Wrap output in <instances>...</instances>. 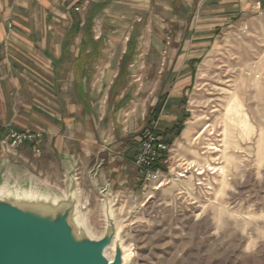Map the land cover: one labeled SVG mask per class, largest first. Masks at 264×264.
<instances>
[{
  "label": "crops",
  "instance_id": "0c3cea01",
  "mask_svg": "<svg viewBox=\"0 0 264 264\" xmlns=\"http://www.w3.org/2000/svg\"><path fill=\"white\" fill-rule=\"evenodd\" d=\"M261 4L0 0V169L40 185L48 197L62 183L84 209L93 194L103 201L101 189L119 198L132 185L143 122L160 104L152 124L163 138L179 116L192 81L188 43ZM155 41L161 49L153 50ZM12 131H42V154L29 144L8 153L2 141Z\"/></svg>",
  "mask_w": 264,
  "mask_h": 264
},
{
  "label": "rangeland",
  "instance_id": "374dc122",
  "mask_svg": "<svg viewBox=\"0 0 264 264\" xmlns=\"http://www.w3.org/2000/svg\"><path fill=\"white\" fill-rule=\"evenodd\" d=\"M215 29L188 43L192 81L171 125L184 128L162 138L174 141L154 169L160 176L145 183L134 160L130 189L111 200L112 255L118 241L124 264H264V5ZM183 40H169L170 46ZM153 43V50L163 46ZM152 123L143 122L138 133L153 130ZM30 181L0 169V195L43 204L46 193ZM58 185L56 201L70 191ZM89 199L73 219L100 239L104 203L95 194Z\"/></svg>",
  "mask_w": 264,
  "mask_h": 264
},
{
  "label": "water",
  "instance_id": "95a60500",
  "mask_svg": "<svg viewBox=\"0 0 264 264\" xmlns=\"http://www.w3.org/2000/svg\"><path fill=\"white\" fill-rule=\"evenodd\" d=\"M74 192L69 191L58 201L45 194L43 204L0 195V264H124L118 241L113 260L105 253L117 233L106 190H99L107 220L100 239L77 228L73 219L78 209Z\"/></svg>",
  "mask_w": 264,
  "mask_h": 264
},
{
  "label": "built area",
  "instance_id": "2783aa9c",
  "mask_svg": "<svg viewBox=\"0 0 264 264\" xmlns=\"http://www.w3.org/2000/svg\"><path fill=\"white\" fill-rule=\"evenodd\" d=\"M44 133L38 131L18 132L12 131L6 138L3 139L8 153H12L20 145H31L36 155H41L44 148ZM170 145L164 139L147 130L144 132L140 149L135 158V167L143 174V181L151 183L158 179L160 171L154 170L152 166L164 156L167 155Z\"/></svg>",
  "mask_w": 264,
  "mask_h": 264
},
{
  "label": "trees",
  "instance_id": "16d2710c",
  "mask_svg": "<svg viewBox=\"0 0 264 264\" xmlns=\"http://www.w3.org/2000/svg\"><path fill=\"white\" fill-rule=\"evenodd\" d=\"M155 111L152 113V116L150 118V120L148 121V125L150 124L151 126V123L155 120H157L158 116L160 115V105H157L156 108L154 109ZM184 124H181V125H176L175 127H173L171 130L167 131L163 136L164 138L168 137L169 135H172V137H177L181 134V132L183 131V126ZM151 131H153L152 129H150ZM174 141V139H169V140H166V143L168 145H171L172 142ZM158 166H160L159 164H154L152 166L153 169H157Z\"/></svg>",
  "mask_w": 264,
  "mask_h": 264
},
{
  "label": "bare ground",
  "instance_id": "6f19581e",
  "mask_svg": "<svg viewBox=\"0 0 264 264\" xmlns=\"http://www.w3.org/2000/svg\"><path fill=\"white\" fill-rule=\"evenodd\" d=\"M243 114V110L241 113H239V115H242ZM88 231L90 232V230L88 229ZM91 233V232H90ZM92 235V237H95L92 233L90 234V236ZM123 246V245H121ZM115 249V244H113L112 246H110L107 251L105 252L106 253V256H108L110 258V260H113L114 259V256L112 255V250ZM126 254V253H125ZM129 255V254H128Z\"/></svg>",
  "mask_w": 264,
  "mask_h": 264
}]
</instances>
